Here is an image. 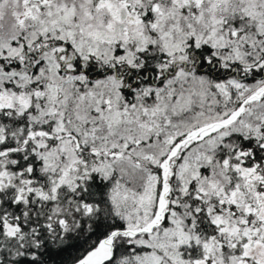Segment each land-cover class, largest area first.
<instances>
[{
	"label": "snow or ice",
	"instance_id": "obj_1",
	"mask_svg": "<svg viewBox=\"0 0 264 264\" xmlns=\"http://www.w3.org/2000/svg\"><path fill=\"white\" fill-rule=\"evenodd\" d=\"M0 264H264V0H0Z\"/></svg>",
	"mask_w": 264,
	"mask_h": 264
}]
</instances>
